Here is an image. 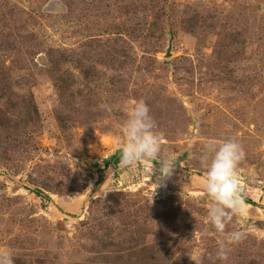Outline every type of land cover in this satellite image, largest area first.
Wrapping results in <instances>:
<instances>
[{"label":"rangeland","instance_id":"rangeland-1","mask_svg":"<svg viewBox=\"0 0 264 264\" xmlns=\"http://www.w3.org/2000/svg\"><path fill=\"white\" fill-rule=\"evenodd\" d=\"M139 99L177 158L160 187L158 160L99 172ZM229 136L254 203L218 233L205 144ZM0 249L14 264H264V0H0Z\"/></svg>","mask_w":264,"mask_h":264},{"label":"clouds","instance_id":"clouds-1","mask_svg":"<svg viewBox=\"0 0 264 264\" xmlns=\"http://www.w3.org/2000/svg\"><path fill=\"white\" fill-rule=\"evenodd\" d=\"M156 125L143 99L135 100L127 110V119L120 126L116 146L120 152V163L130 166L138 162L148 163L158 160L160 180L158 187L166 178H171L176 168V157H160L162 136L154 131ZM211 153L210 162L205 157L207 179L205 193L208 198L207 218L218 233H224L233 218H243L246 214V201L238 174L244 151L234 137L220 142L205 144ZM242 233L234 231L219 244L216 257L221 261L228 259L229 243H238ZM0 264H14L10 249H0Z\"/></svg>","mask_w":264,"mask_h":264},{"label":"trees","instance_id":"trees-1","mask_svg":"<svg viewBox=\"0 0 264 264\" xmlns=\"http://www.w3.org/2000/svg\"><path fill=\"white\" fill-rule=\"evenodd\" d=\"M120 152L117 150L116 152H114L113 154H111V155H109L108 157H106L105 159H103V168H100L99 169V172L100 173H103V172H105V170L104 169H108V167H110V168H112V169H115L116 168V166L118 165V164H120ZM102 177V175H100V178ZM100 178H99V180H100ZM101 182V181H100ZM99 182V183H100ZM35 193L38 195V194H40V192L38 191V190H36L35 191ZM245 201L247 202V203H254L253 201H251L250 199H248V198H246L245 199Z\"/></svg>","mask_w":264,"mask_h":264},{"label":"water","instance_id":"water-1","mask_svg":"<svg viewBox=\"0 0 264 264\" xmlns=\"http://www.w3.org/2000/svg\"><path fill=\"white\" fill-rule=\"evenodd\" d=\"M169 50H170V46L168 47V50H167V53H166V56H168L170 53H169Z\"/></svg>","mask_w":264,"mask_h":264}]
</instances>
